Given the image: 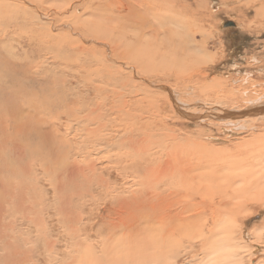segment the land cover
<instances>
[{"label":"bare ground","instance_id":"6f19581e","mask_svg":"<svg viewBox=\"0 0 264 264\" xmlns=\"http://www.w3.org/2000/svg\"><path fill=\"white\" fill-rule=\"evenodd\" d=\"M181 1L0 0V42L38 39L33 72L54 73V88L62 83L63 110L51 117L46 106L41 123L57 129L54 139L62 148L74 149L63 154L64 175L69 182L81 177L86 187L80 207L85 225L76 233L85 264H178L186 254L189 264H264L254 255L262 247L264 219L250 239L239 222L254 215L252 205L264 208V132L252 130L227 146L210 125L245 131L264 121V113L231 115L264 104V95L235 109L219 107L210 118L148 77L156 62H181L185 56L177 51L192 44L186 37L175 44L169 30L171 23L189 26L183 14L189 7ZM221 82L200 89L218 93ZM228 86L216 105L229 108L224 101L238 97ZM172 118L192 121L193 130L181 134L164 125ZM3 248L0 264H16L10 256L2 262L9 252Z\"/></svg>","mask_w":264,"mask_h":264},{"label":"rangeland","instance_id":"374dc122","mask_svg":"<svg viewBox=\"0 0 264 264\" xmlns=\"http://www.w3.org/2000/svg\"><path fill=\"white\" fill-rule=\"evenodd\" d=\"M261 1L182 0L181 3L189 7L183 11L189 26L184 22L181 23L183 28H180V24L171 23L169 30L174 34L175 44L183 41L184 37L187 42L191 38L194 40H191L192 44L187 49L182 45L183 50L177 51L185 56L180 64L156 62L154 72H150L148 77L157 81V85L166 86L175 92L177 100L180 94L185 104L192 106L193 110L202 111L201 114H208L210 118H213L212 114L217 113L214 110L219 107L235 109L240 101L263 96L264 1ZM199 16L203 17L202 21H198ZM227 22L233 25H224ZM186 31L190 34L183 33ZM0 36L5 37L2 34ZM18 39L14 36L0 42V247L9 249L2 262L10 256L9 259L16 260V264H73L76 258L79 260L77 264H83L84 261L79 259L83 243L80 246L77 243H80L82 235L76 233L85 225L80 207L86 198V187L81 177L69 182L64 175L66 168L63 154L74 149L62 148L54 139L59 138L54 135L57 129L49 126L50 129L47 124L41 123V111L46 106L51 109L47 111L51 117L63 110L62 83L57 79L58 85L54 88V73L44 76L33 72L41 52L40 41L23 38L17 44ZM7 41L12 43L13 56ZM199 48L202 50L196 51ZM161 74L165 76L164 79H159ZM217 81L223 83L218 87V93L213 92L215 87L208 91L200 89L204 84H215ZM224 84L233 86L234 94L238 95L236 100L224 101L231 104L229 108L227 104L216 105L218 100L215 97L221 93ZM183 85L185 88L182 90ZM43 94L47 96L45 101L42 99ZM143 96L146 95L143 93ZM69 102L71 99L67 98L65 103ZM172 119L163 121L164 125L168 124L177 131L193 130L192 121L181 118L185 122L182 124ZM210 125L214 136L225 139L227 146L243 135L248 136L252 130L264 132V121L252 123L246 128L247 132L240 129L224 130L222 125L212 122ZM252 206L254 215L244 216L239 221L248 239L251 238L253 227L264 219V208ZM246 243L245 249L250 247ZM260 244L261 249L254 255L261 256L257 260H264V239ZM5 248L1 253L4 254ZM196 251L198 248L193 253L198 254ZM189 257L187 254L179 257L178 264H189ZM190 264L201 263L198 259Z\"/></svg>","mask_w":264,"mask_h":264},{"label":"water","instance_id":"95a60500","mask_svg":"<svg viewBox=\"0 0 264 264\" xmlns=\"http://www.w3.org/2000/svg\"><path fill=\"white\" fill-rule=\"evenodd\" d=\"M224 25H233L232 22H227ZM257 113H264V104H259L256 106H252L250 108H248V110H244V111H237V113H231V115H235V116H245V115H250V114H257ZM229 114V113H226Z\"/></svg>","mask_w":264,"mask_h":264}]
</instances>
